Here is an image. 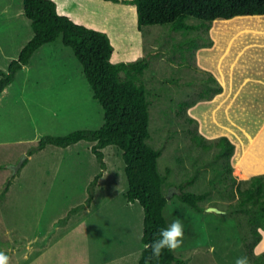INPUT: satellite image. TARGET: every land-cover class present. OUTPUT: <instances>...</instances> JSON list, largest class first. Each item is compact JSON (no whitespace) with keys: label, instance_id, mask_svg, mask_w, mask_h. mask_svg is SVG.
<instances>
[{"label":"rangeland","instance_id":"obj_1","mask_svg":"<svg viewBox=\"0 0 264 264\" xmlns=\"http://www.w3.org/2000/svg\"><path fill=\"white\" fill-rule=\"evenodd\" d=\"M55 1L59 11L106 29L114 44L112 60L148 58L142 74L151 101L146 142L161 150L168 224L179 218L185 228L184 243L174 251L180 261L174 264H234L254 238L246 219L230 206L236 197L226 190L228 160L216 159L214 147L203 149L191 136L201 133L207 141L227 136L234 144L229 163L237 179L264 173V90L246 85L264 76V24L256 23L258 30L247 36L219 34L216 19L207 29H174L170 23L138 28L133 7L123 2ZM186 22L204 21L188 16ZM32 34L22 0H0L1 70ZM201 71L211 72L222 90L203 99L207 104L187 108L195 118L190 123L185 103L196 97ZM238 76L244 82L237 85ZM102 122L103 108L82 64L61 37L40 45L0 93V251L9 264H137L143 209L124 195L119 150L105 146L102 167L92 141L38 146L45 135ZM180 189L208 191L202 209L181 202L173 194ZM258 244L253 253L263 251L256 250Z\"/></svg>","mask_w":264,"mask_h":264},{"label":"trees","instance_id":"obj_2","mask_svg":"<svg viewBox=\"0 0 264 264\" xmlns=\"http://www.w3.org/2000/svg\"><path fill=\"white\" fill-rule=\"evenodd\" d=\"M104 1L131 5L138 28L144 24L170 23L174 29L199 26L207 29L208 24L217 18L264 14V0ZM22 10L30 20L33 34L20 48L17 56L10 59L7 69H0V93L13 80L16 72L29 62L40 45L61 37L62 42L72 48L82 64L93 96L103 108V122L97 128H78L62 135H45L40 138L38 146L41 148L47 143L67 146L79 140L92 141L91 151L104 167L102 149L113 144L119 150L124 164L127 185L124 195L129 201H138L143 209V247L137 264H174L180 261L175 252L167 250L159 261L149 260L151 250L144 248L146 243L157 238L155 234L159 229L168 225L164 212L167 197L162 190L165 174L158 168L161 150L146 142L149 137L151 101L142 74L148 65V58L143 56L132 61L112 60L114 44L106 29L78 20L69 12L59 11L55 0H22ZM188 16L203 20V25L187 23ZM201 72L204 75L197 83L199 89L196 97L185 103L184 113L186 121L190 123L195 122V118L188 115L187 108L198 100L210 99L222 90L221 83L211 72ZM191 140L203 149L214 147L216 159L222 157L228 160L224 173L231 181V186L226 190L236 197L235 201L230 202V206L235 207L242 219H246L254 238L252 242L245 244L246 256L249 264H264V250L259 255L252 251L261 238L260 229L264 230V173L237 179L232 174L229 163L234 144L225 135L207 141L208 138L203 134L195 132ZM97 177L98 173L92 183L96 182ZM173 194L196 211L202 209V202L208 197V191L197 193L180 189Z\"/></svg>","mask_w":264,"mask_h":264},{"label":"clouds","instance_id":"obj_3","mask_svg":"<svg viewBox=\"0 0 264 264\" xmlns=\"http://www.w3.org/2000/svg\"><path fill=\"white\" fill-rule=\"evenodd\" d=\"M184 235L185 228L181 219H173L166 227L158 230L155 234L157 238L144 245L145 250H151L149 260L159 261L165 250L174 252L182 247ZM254 254L259 255L260 253L254 251ZM9 260V256L0 251V264H9ZM234 264H249L248 257L246 255L237 257Z\"/></svg>","mask_w":264,"mask_h":264},{"label":"bare ground","instance_id":"obj_4","mask_svg":"<svg viewBox=\"0 0 264 264\" xmlns=\"http://www.w3.org/2000/svg\"><path fill=\"white\" fill-rule=\"evenodd\" d=\"M219 19L214 20V30L219 34H222L224 32H233L236 35L239 34L240 36H247L248 34H253L258 30V27H256V23H258L259 25L264 24V17H262L261 15H238L232 18Z\"/></svg>","mask_w":264,"mask_h":264},{"label":"crops","instance_id":"obj_5","mask_svg":"<svg viewBox=\"0 0 264 264\" xmlns=\"http://www.w3.org/2000/svg\"><path fill=\"white\" fill-rule=\"evenodd\" d=\"M238 16V15H237ZM262 17H264V15H261ZM246 67L248 68L249 67V69H255V67H256V64L255 63H253V64H248V62L246 63ZM253 67V68H252ZM238 79H240L241 77L240 76H238L237 77ZM224 79V77H222V82L224 83V85L226 86V83H225V81L223 80ZM246 79V78H245ZM244 79V80H245ZM231 81H229V83H230ZM241 82V79L239 80V81H237V85L239 84ZM242 82H244V81H242ZM241 82V83H242ZM240 83V84H241ZM228 84V83H227ZM253 85V84H255V87H256V85L258 86V88H260V89H263L264 90V76H257L256 78H252L251 80H250V82L249 83H246V85ZM237 90H239V88H237ZM245 90V89H244ZM206 101L207 100H200V101H196L195 102V104H194V106H197L198 104H203V105H205V103H206ZM207 104V103H206ZM190 108H193V105L192 106H190L189 107V109L188 110H190ZM260 232H261V234H262V238H260V241H258V245L256 246V250H260V249H263L264 250V230L263 229H260Z\"/></svg>","mask_w":264,"mask_h":264},{"label":"water","instance_id":"obj_6","mask_svg":"<svg viewBox=\"0 0 264 264\" xmlns=\"http://www.w3.org/2000/svg\"><path fill=\"white\" fill-rule=\"evenodd\" d=\"M21 161H19V163L16 165L15 169L20 165Z\"/></svg>","mask_w":264,"mask_h":264}]
</instances>
